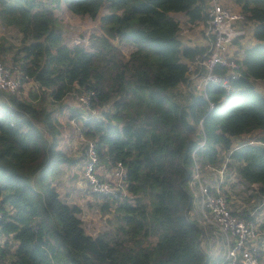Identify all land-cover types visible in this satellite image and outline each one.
Masks as SVG:
<instances>
[{"label": "trees", "instance_id": "1", "mask_svg": "<svg viewBox=\"0 0 264 264\" xmlns=\"http://www.w3.org/2000/svg\"><path fill=\"white\" fill-rule=\"evenodd\" d=\"M234 2L254 23V44L237 59L233 91L207 85L181 103L186 62L201 51L181 46L169 14L202 21L199 0H0V28L20 36L18 45L0 37V62L31 84L26 98L0 92L1 264H212L201 226L186 218L191 151L202 142L201 167L226 159L244 190L254 188L246 197L264 199V95L255 87L264 86V0ZM60 4L74 16L98 17L100 34L88 37L87 49L63 43ZM112 41L131 51L124 56ZM87 92L96 115L78 106L70 121L95 142L98 164L120 163L129 194L118 201L90 193L107 225L95 237L84 233L79 207L52 185L75 162L57 149L56 115L67 98Z\"/></svg>", "mask_w": 264, "mask_h": 264}, {"label": "built area", "instance_id": "2", "mask_svg": "<svg viewBox=\"0 0 264 264\" xmlns=\"http://www.w3.org/2000/svg\"><path fill=\"white\" fill-rule=\"evenodd\" d=\"M199 1L204 12L205 46L199 50L200 53L187 61V80L181 86L191 95H201L207 85H213L228 94L233 91L231 82L238 77L239 58H236L230 49L246 37V22L240 11L223 7L216 0ZM21 87L19 71L0 62V92L16 95ZM75 98L83 110H87L94 101L90 92ZM212 107L209 103V109ZM79 140L85 142L82 176L89 191L118 201L127 199L129 194L125 190V173L120 163H115L110 169L104 168L98 164L95 142L83 140L80 136ZM202 147L201 142L191 151L193 165L190 182L195 184L199 191L201 223L211 227L212 233L218 236L222 243L223 248L214 264H264V221L255 217L246 220L233 215L226 197L202 183L201 166L197 163L195 155L196 150ZM96 171L102 175L103 180L98 178ZM117 192L119 197L116 196ZM219 238L214 239L219 241Z\"/></svg>", "mask_w": 264, "mask_h": 264}, {"label": "rangeland", "instance_id": "3", "mask_svg": "<svg viewBox=\"0 0 264 264\" xmlns=\"http://www.w3.org/2000/svg\"><path fill=\"white\" fill-rule=\"evenodd\" d=\"M54 14L60 23V29L63 34V43L68 47L77 45L81 46L83 49H87L88 37L90 35L100 34L98 17H96L95 19H89L87 17L74 16L70 14L62 4H60L58 9L54 10ZM103 14H105V11L101 10L97 16H101ZM0 37L6 38L13 45L19 44L20 36L13 29L0 28ZM112 43L120 49L124 56H127L131 51V47L127 44H120L116 41H112ZM30 86V83L23 84L21 89L16 93V97L26 98V92ZM255 87L260 93L264 95V86L262 84L256 83ZM183 88L185 89V87ZM180 94L183 99L181 100V103H185L188 99V95L185 93V91L184 94ZM70 109H79L80 111H82L78 107L75 97L67 98L62 110L56 115V120L60 126L58 150L63 152L66 156L70 157V159L75 160V162L70 166H62V174L57 180L53 181L52 185L55 187L59 197L66 201L67 204L76 205L79 207L80 214L78 215V218L81 222L84 233L91 237H95L98 233L106 230V217H102L98 213L96 205L99 201L92 200L90 194L91 192L89 191L88 186L85 185V180L82 176V163L80 161V159L82 160L85 157V147L84 142L79 140L80 123L71 121L73 122V124H70ZM82 113L84 115H87L88 113L93 116L96 115L95 110L89 109L84 110ZM258 135L259 134L248 136V139H245L244 141L254 142ZM82 162H84V160H82ZM96 174L99 173H97L96 171ZM98 178L100 180H103L101 174L98 175ZM235 179L237 178L233 174L231 177V180L233 182H231V184L233 187L230 188V193L231 196H235L236 199L229 198V200H232V203H234L235 205H237L236 201L239 202V205H246V203L250 200L246 197V195H248L249 190L254 188H247L246 190H244V187L239 183L238 179V183L234 181ZM224 195L226 196V194ZM250 198H253L255 202H257V200L260 201L259 197L256 196ZM261 210L264 211V207ZM186 217L187 219H191L187 215ZM201 248L208 255V251L207 249H205L207 248V246H205L204 240L202 242ZM211 257L212 256L210 254V262L214 264L215 261H211Z\"/></svg>", "mask_w": 264, "mask_h": 264}, {"label": "crops", "instance_id": "4", "mask_svg": "<svg viewBox=\"0 0 264 264\" xmlns=\"http://www.w3.org/2000/svg\"><path fill=\"white\" fill-rule=\"evenodd\" d=\"M216 1L221 6L231 9L233 11H239L240 9V7L237 4H235L234 0H216ZM169 15L179 25L178 38L180 40L181 46L189 47V48H197L198 50H201L205 46L204 20L190 24L188 23V19L184 13H172ZM253 29H254V23L246 22L245 24L246 37L243 40L239 41L238 43L236 42L230 49L231 52L234 53V56L236 58L241 56V52L243 49L248 48L254 44V39L252 36ZM177 90H179L182 94H184V91L186 92V89H184L181 85L178 86ZM70 124H72L71 121ZM245 139L247 140L248 136H242L237 139H234L233 146L236 147L240 143L248 142V141H244ZM57 149H59V143ZM224 163H226V159L223 161L222 164L216 167H211V168L201 167L200 178L202 183L205 186L211 188L212 190H215L221 194L223 193L226 194V196L224 194L223 195L226 197V199L228 198L227 202L232 212L237 214L242 211L254 215L256 219H260L264 221V211L261 210L264 207V199L261 201V203L255 202L251 199L247 203L245 202L247 206L244 204L239 205L238 201H236L237 205H235L234 203H232L233 202L232 200H229V198L236 199V197L231 196L230 193V188L233 187L231 184L232 182L231 177L234 173L228 170L223 165ZM234 181L238 183L237 179H235ZM188 188L192 194V203H191V208L186 215L191 218V219L188 218L190 221H194L201 226L202 235H201L200 245L202 246V242L204 240V244L205 246H207V248L205 249H207L208 251V256L211 254L212 256L211 261H215V259H217L218 255L220 254L223 248L222 243H220V238L212 233L211 227L201 223V219L199 215V205H198V200H199L198 188L192 182L188 183ZM214 238H219V241Z\"/></svg>", "mask_w": 264, "mask_h": 264}]
</instances>
